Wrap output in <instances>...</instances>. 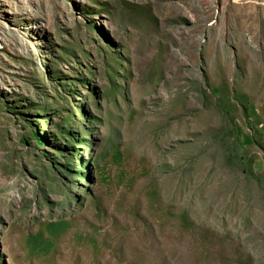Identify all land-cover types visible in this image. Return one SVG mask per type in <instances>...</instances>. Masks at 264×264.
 Instances as JSON below:
<instances>
[{"label":"rangeland","instance_id":"1","mask_svg":"<svg viewBox=\"0 0 264 264\" xmlns=\"http://www.w3.org/2000/svg\"><path fill=\"white\" fill-rule=\"evenodd\" d=\"M0 264H264V0H0Z\"/></svg>","mask_w":264,"mask_h":264}]
</instances>
